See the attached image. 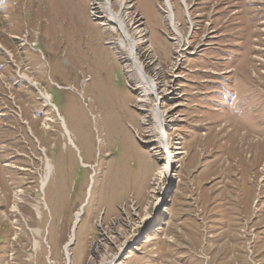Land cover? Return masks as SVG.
Returning <instances> with one entry per match:
<instances>
[{"label":"rangeland","instance_id":"obj_1","mask_svg":"<svg viewBox=\"0 0 264 264\" xmlns=\"http://www.w3.org/2000/svg\"><path fill=\"white\" fill-rule=\"evenodd\" d=\"M118 1L182 153L161 175L158 98L141 106L105 0H0V264H66L74 231L90 264L104 230L105 261L129 240L122 264H264V0H171L187 44L166 0Z\"/></svg>","mask_w":264,"mask_h":264},{"label":"bare ground","instance_id":"obj_2","mask_svg":"<svg viewBox=\"0 0 264 264\" xmlns=\"http://www.w3.org/2000/svg\"><path fill=\"white\" fill-rule=\"evenodd\" d=\"M130 0H119L118 2L121 4V6L126 9L127 5L129 4ZM103 5V4H102ZM105 10L98 12L99 16H102V19L108 23L113 24L116 29H118L122 37L119 39L120 46L124 49V51L129 56V59L131 61L130 64L127 65L128 69H134L137 73L139 84L138 87L142 89L140 93V102H142L141 106H145V102L150 94H154L157 96L158 100L152 107V113L154 114L155 118V130L158 134V144H160L162 150L167 149L166 143H165V137L168 136L166 129L170 126L172 123H175L177 121L178 117L171 112V109H161L159 106L160 103V96L157 95V83L155 79L148 74H146L144 70V65L140 60V57L138 56V49L146 42V29L143 27V22L141 18L136 15L135 13L127 12L126 17L123 16L122 12H116L113 10V5L111 0H105ZM166 6L169 13V21L171 22L176 34L182 39V41L187 44L185 41H187V37L183 36L178 28L175 21V12L173 5L171 3V0H166ZM103 7V6H102ZM129 7V6H128ZM105 25V24H104ZM118 44V43H117ZM120 54V53H119ZM127 56V57H128ZM126 61V60H125ZM24 78H27L31 80V78L28 75H24ZM168 89V88H167ZM44 97L47 99L50 98L49 93H42ZM65 127V126H64ZM167 139V138H166ZM152 141V140H151ZM179 149V148H175ZM180 150L168 151L165 157V164L163 169L160 171L161 175L167 174V172H170L174 165L176 160V154L182 153L179 152ZM52 166L49 164V171L51 170ZM50 173V172H49ZM48 180V179H47ZM158 181L155 182V186L153 187L152 191L154 193L153 197L156 201V205H160L162 197H156L157 189H158ZM45 185V182L43 183ZM158 194V193H157ZM168 194V191L165 190L162 192L163 197L165 198ZM156 197V198H155ZM17 202V201H16ZM159 208V207H158ZM164 208V207H163ZM14 210H19V206L15 204L13 206ZM82 212L76 213V222L80 220ZM162 214H165V211L162 212ZM163 219L161 218V214H158L156 217L153 218V221L150 223V225H153L150 228V234L154 235L159 232V230L162 228L161 222ZM106 237V241L102 243V245L97 246L95 248V254L93 255V258L90 262V264H122L124 258H127L126 256H123L122 253L125 251L127 245L129 244V240H126L123 245L119 246L118 254L114 256L115 258L109 261H105L107 258V255L109 254L108 244L109 241L115 240V236L111 235L110 233H107L104 230ZM75 238V231L71 234L70 237V244H67L65 246V255H66V264H70L71 257H70V247L71 243L73 242ZM132 243V242H131ZM130 243V244H131Z\"/></svg>","mask_w":264,"mask_h":264}]
</instances>
